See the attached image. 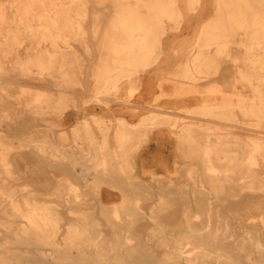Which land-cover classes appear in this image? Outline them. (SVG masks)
Here are the masks:
<instances>
[{
  "label": "bare ground",
  "instance_id": "6f19581e",
  "mask_svg": "<svg viewBox=\"0 0 264 264\" xmlns=\"http://www.w3.org/2000/svg\"><path fill=\"white\" fill-rule=\"evenodd\" d=\"M92 1L93 12L89 0H0V264H139L125 260L136 256L129 245L134 238L127 234L144 217L165 230L158 217L175 200L188 211L178 219L183 235L169 238L172 245L150 264H264V0ZM181 38L195 40L194 48L190 58L172 67V57L163 52L188 48L172 43ZM79 51L85 56L95 51L98 57L89 67L87 90ZM41 81L51 82L57 95H47L48 86L33 90L31 82ZM20 82L23 86H17ZM227 82L233 90L241 85L246 94L237 91L234 101L228 99ZM157 89L151 103L187 98L185 105L194 101V107L186 112L200 121L182 123L152 112L134 126L117 118L116 147L107 146L106 134L100 143L94 141L84 119L86 105L107 108L122 102L125 109L133 97H148ZM64 116L70 141L68 132L52 138L54 121ZM36 119L40 125L32 123ZM17 120L43 130L18 135L22 127L16 126L22 123ZM92 120L108 131L102 119ZM163 125L182 162L194 158V171H185L194 196L128 195L136 180L134 154L147 134ZM77 166L92 178L83 183ZM42 167L54 178L49 194L43 190ZM69 176L78 183L68 184ZM158 179L152 175L150 183ZM120 184L128 187L118 189V198L101 189ZM82 188L95 205L81 208ZM145 199L151 201L149 212L139 211L137 203ZM193 203L202 213L189 212ZM60 208L70 218L66 224ZM242 222L238 236L218 237L232 232L230 223ZM118 240L124 244H109ZM224 240L231 244L209 245ZM16 241L31 251H15Z\"/></svg>",
  "mask_w": 264,
  "mask_h": 264
},
{
  "label": "rangeland",
  "instance_id": "374dc122",
  "mask_svg": "<svg viewBox=\"0 0 264 264\" xmlns=\"http://www.w3.org/2000/svg\"><path fill=\"white\" fill-rule=\"evenodd\" d=\"M182 5H183V3H182ZM88 8H89L90 12L94 11L95 5H94V2L92 0H89ZM182 10H184V9H182ZM183 12H185V11H183ZM192 36L193 35H190V36L185 37V38L189 39V38H192ZM194 41L195 40H193V42ZM193 42H189V43L187 42L186 43V40L181 38L179 41H177V43L176 42H172V43H174L178 48H180V45H182L184 47H185V45H187L188 48H186V49L184 48L182 50H176V52H174L175 51L174 49L173 50L172 49L171 50H167V49L165 50L164 49L163 53H168L172 57V59H171L172 64L174 63L172 67H174L175 64L180 65L186 59L190 58L189 55H191V53H192V51L190 52V50L192 48H194ZM79 54L81 56L80 59L84 60L83 75L81 76V81H82L83 85H91V80L89 78V67L98 58L97 53L94 51L93 53H91L90 56H85L84 53L79 51ZM227 66L225 68V70L227 72V76H228L227 80L230 78V84H231V77L232 76L229 75V72H228L229 69ZM20 81L24 82L23 79H20ZM22 82H20V84L17 86H23ZM206 83L207 82H204L203 84H206ZM227 83L229 85V82H227ZM31 84L36 86V87H34L33 90L42 91L43 89H41V87L43 88L45 86H48V94L47 95L56 94L54 92V88H53V85L51 82H48V83H47V81L31 82ZM206 86L207 85H204V88ZM24 87H26V86L24 85ZM124 87H126V85H122V88H124ZM240 87H241V85H238V88H237L238 90H233V89H231V87L229 85L228 88L225 89V92L228 95L227 98L234 101L235 98L233 96L237 93V91L241 92L242 90H243L242 94L245 95L246 89L240 88ZM166 89L170 90L171 88H170V86H167ZM44 92H46V91H44ZM69 92H72L71 94H73L74 92L76 93L77 91L69 90ZM15 95H17V94H15ZM34 96L35 95H30V98L35 99ZM73 96L77 97L76 94L75 95L73 94ZM49 98H51V97H49ZM168 99H170V98H168ZM53 100H55V98L50 99L51 102ZM207 100H210V98H207ZM185 101H187V98L186 99L182 98V100H179L178 102H176L177 105H170L171 109L170 108H165V109L161 108L160 110H161V112H164V113L166 112L169 114H178V115L184 116L183 118H178L179 119L178 122H182V123L191 122V121H186L187 119H194V122L200 121V118H201L200 116H196L192 113L186 112V109L194 107V101L191 102V103H193V105L181 106V104H178L180 102H185ZM15 107L17 109H20L19 106H15ZM154 107H155V109L159 110V108H157L156 106H154ZM207 120H209V119H207ZM204 121H205V119H203V122ZM18 122L22 123V124H17V126H16V127H19V126L22 127L20 129V133L18 132V135L43 130L41 128L31 127V126L25 124V122L26 123L29 122L28 116H26L25 122H22L21 120ZM32 123H34V125H40L41 120L37 121V119H36V120H33ZM12 129L13 128H11V130ZM22 129H23V131L21 132ZM243 133H245V131H243ZM183 163L189 165L186 167V169L184 170L183 173L179 174V173L175 172L173 174V176H171V178L158 177L159 179L156 180V182H152V183L146 182L147 184H144L145 182L142 180L141 177L138 179L139 176L136 173V171L134 170L133 175L135 176L136 180L133 183L134 185H131L132 192L129 191L128 195L135 196V197L139 196L141 198H148V197L149 198L150 197L156 198L158 195H163V193H164V196H169V197H173V198L185 197V196L190 198V197L194 196V190L192 189L193 187L190 186L191 183L186 178V175H185V171L187 170V168L191 167L190 170L192 169L194 171V158H191L190 156L187 158L184 157ZM77 168H78V166H77ZM42 170H44L43 173L46 177V182H47V185L43 188V190L46 191L47 194H49L51 189L52 188L54 189V187H55L53 185V184H55L54 178L52 179L51 177L48 176V173L46 171V167H45V169L43 168ZM82 171H83L82 172L83 176L86 174L84 176L83 183L85 182V180L92 178V176H93L92 172L89 173V172H87V170H86V172H85V170H82ZM91 174H92V176H91ZM69 175H72V174L69 173ZM65 180H67L69 182L68 184H72V185L74 183H76V184L78 183L76 177H74V178L70 177V176L65 177ZM140 181H142V182H140ZM124 183H127V182L126 181L121 182V184H124ZM137 183H142V186L137 185ZM114 184H117V183H114ZM121 184H120V186H113L112 185L113 188H109L108 186L103 185V186H101V189L103 188V189H108L110 191H113V193L118 198L120 196V194L122 195V192L119 193L118 189L121 190L123 188L128 187V185L126 186V185H121ZM159 192H160V194H159ZM79 193L82 194L80 196L81 199L83 198L86 200V199L90 198L88 196H84V193H85L84 188L79 189ZM109 194H111V193H109ZM43 199L48 201L47 197L46 198L42 197L41 200H43ZM175 201L177 202V203L175 202L176 203L175 206L173 205L165 213H161L158 217L159 220L162 222L161 223L162 228H164L165 230L159 229L155 223L151 222L148 219V217L139 218L135 221L131 231L127 235L134 238V240L132 242H130L129 245L135 247L130 252L136 253L135 254L136 256L126 258L125 259L126 261L135 262V263H139V264H143V263L144 264H148V263L150 264V262L156 261L158 256L167 250V248L165 246H171L172 245V243L169 241V238H180V237H182L183 234L181 233V228H182L183 224L178 223V219H179L181 213H182V215H183V212L185 213L186 208L184 207L185 205L183 206L181 204L182 202H179L178 200H175ZM79 202L81 203V201H79ZM149 203H151V201L148 199H145L143 201H138L137 204L139 206V211H141V210L146 211L147 205H149ZM86 204H88V206L95 205V202H93L92 200H89V202H88V200H86V202H83L81 204V208L82 209L86 208ZM190 208H191V210H189V212L191 214H194L197 212L202 213V211L200 209H194V203L190 205ZM57 210L59 213H61L63 215V218H64L63 223L66 224L70 218L65 216L66 213L63 214L65 210L64 209L62 210L61 208L57 209ZM95 212L98 213L99 209L97 208L95 210ZM146 212H149V210H147ZM186 212H188V211H186ZM2 220H3V218L0 219V221H2ZM192 220H194V218H192ZM180 221H183V216L180 219ZM243 226H244V222H242L239 225H237L236 223H234V224L230 223V227H231L232 232L230 234H225V235L218 234V237H229V235H231L232 237H236L239 235L238 232L242 231ZM154 229H155V231H154ZM0 235L2 236L1 233H0ZM103 235L108 238V237L112 236V233L109 231H105L103 233ZM241 235H244V232ZM154 237H157V238L159 237L160 240L154 241L152 239ZM164 238H166V239L163 240ZM209 243H206V245ZM104 244H108V242H105ZM109 244L123 245L124 242L118 240V241H111V242H109ZM230 244H231L230 242L224 240V242H222V243L212 242L209 245L210 246L211 245H213V246H229ZM12 246L15 247V251L20 252V253L23 251H31V249H24V247H26L27 245L21 241H16V242L12 243ZM221 250L223 252L227 251V249H224V248H221ZM152 255H155V256H152ZM29 260H33V257L29 258ZM85 260H87V259H84V261ZM244 260L245 259H243V258L238 259V261H244Z\"/></svg>",
  "mask_w": 264,
  "mask_h": 264
},
{
  "label": "crops",
  "instance_id": "0c3cea01",
  "mask_svg": "<svg viewBox=\"0 0 264 264\" xmlns=\"http://www.w3.org/2000/svg\"><path fill=\"white\" fill-rule=\"evenodd\" d=\"M88 87L90 88V85H85V90L89 89ZM123 92V94H125V88ZM158 93L159 89H157V92L155 94H151V97H138L139 99H134L133 97L131 103L127 104L125 109L123 108L124 104L122 102H119L117 104H113V102H111V104L108 105L112 106L110 108H108V106L107 108L104 106L100 107L97 104L86 105L84 119L88 121L94 141L100 143L102 141L103 135L106 134L107 146L110 148H115L116 144L114 133L116 132L115 127L117 118L124 120L127 124L135 126L141 121L147 120L152 112L160 114V117H162L163 115H170L173 118L184 117L178 114H168L166 112L164 113L161 112L160 109L157 110L154 108L155 110H153L152 108H150L152 105L157 107L161 105L162 107L160 108L162 109H165V107L170 105H177L176 101H173V99L166 100L164 98H160L154 103H151V100L157 99L156 96L158 95ZM185 102L178 104H181V106L193 105V103H188L185 105ZM77 105H81V98L78 99ZM92 117L102 119L104 125L109 128L108 131L103 130L105 128H98L94 124ZM186 121L194 122V119H187ZM67 122L68 120L65 119V116L59 122L54 121V125H52V138H56L59 132H68L69 135H67V140H71L70 131L68 130L70 123L68 124ZM47 128L50 130V124L47 125ZM147 135V140L139 146L136 154H134L135 162H133V167L139 176L138 178L141 177L145 182L144 184H147L146 182L150 183L152 175L156 177H166L168 174L173 176L175 172L179 174L183 173L184 171H181L180 167H183L184 165L185 167H187L189 165L184 164L180 159L181 155L178 152V145L176 144L174 137L171 135V132L168 131L167 127L165 125L156 127ZM79 162H81V160H79ZM63 170L64 169L62 168V170L58 172H63ZM82 170V167H76V172L78 173V176L76 175L77 178L85 176H83ZM49 171L50 170H47L48 176L50 175ZM87 180L89 181L90 178Z\"/></svg>",
  "mask_w": 264,
  "mask_h": 264
}]
</instances>
